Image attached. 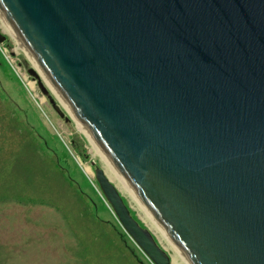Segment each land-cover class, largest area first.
<instances>
[{"label": "water", "instance_id": "1", "mask_svg": "<svg viewBox=\"0 0 264 264\" xmlns=\"http://www.w3.org/2000/svg\"><path fill=\"white\" fill-rule=\"evenodd\" d=\"M0 14L190 264H264V0H0ZM94 174L137 247L172 264Z\"/></svg>", "mask_w": 264, "mask_h": 264}, {"label": "rangeland", "instance_id": "2", "mask_svg": "<svg viewBox=\"0 0 264 264\" xmlns=\"http://www.w3.org/2000/svg\"><path fill=\"white\" fill-rule=\"evenodd\" d=\"M6 23L0 14L5 37L0 43V264H152L106 202L95 179L97 168L105 170L133 217L174 264H188L105 162ZM32 158L28 182L21 168Z\"/></svg>", "mask_w": 264, "mask_h": 264}, {"label": "bare ground", "instance_id": "3", "mask_svg": "<svg viewBox=\"0 0 264 264\" xmlns=\"http://www.w3.org/2000/svg\"><path fill=\"white\" fill-rule=\"evenodd\" d=\"M7 24V23H6ZM20 43V42H19ZM21 44V43H20ZM21 46L23 47V45L21 44ZM23 49L26 51V53H27V55L29 56V58L31 59V61L33 62V64L35 65V67L37 68V69H39L40 70V72H41V69H40V67L37 65V62H36V60L31 56V54H29V52H27V50L25 49V47H23ZM41 74L43 75V73L41 72ZM44 76V75H43ZM44 78H45V76H44ZM46 79V78H45ZM52 89V88H51ZM57 95V94H56ZM67 107V109L71 112V110L69 109V107L68 106H66ZM72 113V112H71ZM75 118V117H74ZM75 120L77 121V124L84 130V133H85V135L89 138V140H90V142L99 150V152L101 153V155H103V159L105 160V162L107 163V164H109L111 167H112V169H113V171L115 172V174L118 176V178L120 179V181L122 182V184L124 185V187L132 194V196L138 201V203L142 206V208H144L145 210H146V212L147 213H149V211H147V209L145 208V206L143 205V203L140 201V199L135 195V193L133 192V190L130 188V186L127 184V182L126 181H124V179L121 177V175H119L118 173H117V171L115 170V168L113 167V165H111V162L109 161V159L105 156V154L102 152V150H101V148L98 146V144L93 140V138H92V136L89 134V132H88V130L83 126V124L81 123V122H79V120H77V118H75ZM81 165H82V163H81ZM86 172L87 173H91V171L90 170H86ZM110 179V178H109ZM111 180V179H110ZM149 215H150V217L152 216L150 213H149ZM152 219L155 221V222H157L153 217H152ZM157 224L159 225V227L163 230V234H164V236L170 241V243H171V245H172V247L174 248V250H176L177 251V253L182 257V258H184L185 259V261H187V259L185 258V256L183 255V253L176 247V245L174 244V242L169 238V236H167V233L164 231V229L160 226V224L157 222ZM183 259V260H184ZM188 262V261H187ZM172 264H174V258H173V260H172ZM175 264H176V262H175ZM188 264H190L189 262H188Z\"/></svg>", "mask_w": 264, "mask_h": 264}, {"label": "trees", "instance_id": "4", "mask_svg": "<svg viewBox=\"0 0 264 264\" xmlns=\"http://www.w3.org/2000/svg\"><path fill=\"white\" fill-rule=\"evenodd\" d=\"M35 149V146H34ZM33 149V151H34ZM34 158L32 159H27L24 163V166L21 168L22 174L23 176L26 178V181L30 182L32 175H31V167H32V163H33ZM35 161V160H34Z\"/></svg>", "mask_w": 264, "mask_h": 264}]
</instances>
